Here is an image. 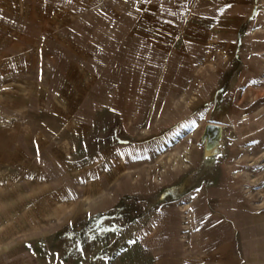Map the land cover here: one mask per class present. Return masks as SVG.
Returning <instances> with one entry per match:
<instances>
[{
	"label": "rangeland",
	"instance_id": "obj_1",
	"mask_svg": "<svg viewBox=\"0 0 264 264\" xmlns=\"http://www.w3.org/2000/svg\"><path fill=\"white\" fill-rule=\"evenodd\" d=\"M233 5L242 13L225 68L213 60L203 66L190 58L191 45H177L181 34L188 43L198 39ZM97 95L104 102L95 108ZM0 131L18 136L12 145L28 148L35 160L34 141L27 140L37 139L35 132L45 133L46 144L74 141L61 158L67 180L55 187L30 180L37 201L57 192L66 200L50 201L64 209L63 220L40 214L28 231L16 230L12 243L23 245L34 264H193L200 255L190 247L199 234L188 228L192 202L204 200L213 212L223 193L259 217L252 241L264 250V0H0ZM217 134L215 153H205ZM148 145L153 155L137 158ZM93 164L113 165L114 182L98 200L71 205L76 179L92 178ZM169 170L175 177L160 182ZM125 178L142 180L144 188L117 193ZM161 210L166 226L179 225V250L171 251L177 246L170 241V251H160L162 236L153 228L161 221L149 219ZM245 240L231 230L234 264L249 257Z\"/></svg>",
	"mask_w": 264,
	"mask_h": 264
},
{
	"label": "crops",
	"instance_id": "obj_2",
	"mask_svg": "<svg viewBox=\"0 0 264 264\" xmlns=\"http://www.w3.org/2000/svg\"><path fill=\"white\" fill-rule=\"evenodd\" d=\"M222 12H224V15L227 14V16H223L224 18L222 17L221 19L217 20L214 25H210L209 27H207L203 32L204 35H200L199 32L197 35L198 39L194 38L193 41L188 43L187 41H184L182 39V34L178 39L177 45H191L190 47L193 54H190V58L194 61L196 60L195 62H197V59L201 60L203 66L205 61L213 60L215 61V63H217L216 68H220L222 66H224L222 68H225L226 64L231 58L230 50L232 49V31L235 29L239 14L242 13V8L237 5L229 7L227 6L225 10H222ZM194 14L195 12H193V16ZM194 20L195 16L193 18V21ZM195 22L196 21L193 22V27L199 28L200 25H196ZM212 28L214 29L211 30ZM201 36L202 38L200 39ZM204 45H211V47L206 48ZM211 51L216 52L214 58H212ZM194 53H196L197 55H194ZM173 58L175 60V57ZM214 65H211L212 70L215 69ZM210 76V78L213 77V75L211 74ZM166 87L167 86L164 87L162 92L167 90ZM158 89L159 93H161L160 86ZM172 92H174L173 89ZM20 101L21 100L18 99L14 106H16ZM102 102L104 101H100L97 95L91 103L95 108H97ZM51 109L52 111H54L53 108ZM54 112L56 113L57 111ZM56 114H58L60 118H64L65 120L72 117L68 114ZM34 134H38L37 139L31 138L27 140L34 141L33 150L35 152H38V158L36 160L32 159L33 156L29 153L28 148H24L23 145H21L23 148H19V146L16 148L12 145V142L16 141L18 139V136H13V133L9 134L0 131V173L2 174L0 178V189L2 188L0 191V252L2 254L6 253L0 257V264H23L24 261H27L24 264H34L33 260L25 258L27 251L23 245L12 243V240L16 234V230L21 226L24 227V229L26 228L28 231L31 224L33 223V219H35L36 216L40 214H59L57 216L58 220H63L66 217L61 216L64 209H62L61 207L58 209H53L50 202L52 201V198H56V203L59 204L62 202L66 203V200L61 201L62 196H60L57 192L49 198L43 195L44 197L40 198L37 201L38 197L36 195V191L39 188H37L34 182H31L30 180L37 179L39 181H44L46 185H51L53 187H55L61 181L63 182L67 180L65 179L63 173L60 171L62 166L61 158L64 154H67L68 149L71 151L74 150V141L72 140L71 143H69V141L63 139L59 140L63 141V144L61 145H54L53 143L46 144L44 139V132H35ZM17 141L19 142L20 140ZM152 148V145H148L144 151L138 152V154L136 155L137 158H142L147 153L153 155ZM44 154L53 156L54 162H51L49 160L47 161ZM193 156L194 154L193 152H191L190 157ZM125 157H132L131 153L128 156L125 155ZM93 165L95 166V173H93L94 175L92 178L81 176L79 180L76 179L78 181L77 186H80V188H78V190H76L77 192L75 191V193L70 192V194L72 195L71 198H75V200L70 203L71 205L75 206L77 205V203H79V201L91 203L92 201L98 200L99 197H101V194H103L114 182L115 168L113 167V165H107L104 167L98 166L97 164ZM17 167L20 168L18 169V173L20 175H14L13 173V169ZM37 167L39 169H36ZM35 170L39 171V173H34ZM103 171H105L106 173L102 176L100 175V173H102ZM169 173V175L171 176L166 177L165 173L163 175V178L160 179V182L172 180L173 177H175L174 172L169 170ZM225 178L222 181L224 184L226 183V180L228 181V178ZM73 179L75 180V178ZM77 181H74L73 183H76ZM222 182L221 184H223ZM5 188L6 190L2 191ZM143 188L144 185L142 180L138 179L137 181L135 180V182H132L130 181V178H125L122 181L121 186L118 188L117 193H123L126 190H141ZM43 191H46V193L48 192L47 190H42V192ZM24 192L27 193V198L21 196V193ZM224 194L225 193L220 196L219 205L215 207L216 210L213 212H211L209 208L206 209V203L204 200L192 202L193 207L191 211L195 215V219H192L190 216L191 219L189 221L188 228H198L199 234L198 237H194L195 242L193 243V245L190 244V247L195 253L200 255L199 261L197 260L193 264H234L235 262H237V258L235 259L231 251L232 244H230L229 242L231 230L232 232L238 230L242 237H246V243L244 245L246 247L245 251L249 257L246 259V262L244 264H255L257 263L256 260H259V258H264V250L255 248L254 242L252 241V234L254 231H256V227L251 224L253 219L258 220L259 217L253 214L250 209H246L244 203L237 200L235 195H230L232 198H229L226 194ZM108 201V199H104L100 204H104ZM35 203H37L36 207H34ZM89 208L93 210L94 208H97V204H93V206H90ZM181 209L182 208L178 209L179 216L175 213L178 218L180 217V215H182V211H180ZM219 213L223 214L222 217ZM166 214L167 213H164L163 210H161L160 212L155 214L156 218L153 215L154 217L149 219L150 222L161 221L159 224H156V227L154 226L153 229L159 230V234L160 236H162L159 245L160 251H162L163 253L170 250L172 251V249L173 251H176L174 249L179 250L181 246L179 240H177L176 242V239L174 238V236H178L179 225L178 223H175L176 227L173 229V224L171 222L172 219H170L171 228L166 226V224H164L163 222L165 221L166 223L169 220L168 217H166ZM29 221H31L32 223L30 224ZM139 221H141V216L139 218ZM146 221H148L147 218H145V222ZM100 222L101 221L99 219L98 223ZM145 226H147V222L145 223ZM260 226L258 225L260 229L264 228V223H262ZM100 227L104 229L103 226ZM142 230L143 226L142 224H140L139 231L141 232ZM172 230L176 231L173 232ZM107 232V229L105 232H103L104 236L106 237L108 236ZM101 239H97V246H102L105 243L104 238ZM170 241L175 242L174 245H176L177 248H172V245H170V250L167 249L169 248ZM43 253L48 255L49 263H51V249L47 246H44Z\"/></svg>",
	"mask_w": 264,
	"mask_h": 264
},
{
	"label": "water",
	"instance_id": "obj_3",
	"mask_svg": "<svg viewBox=\"0 0 264 264\" xmlns=\"http://www.w3.org/2000/svg\"><path fill=\"white\" fill-rule=\"evenodd\" d=\"M208 128L215 129V130L219 129V127L215 124H209ZM218 138H219V135L217 134L215 137V142L218 140ZM215 146H216V144H215ZM215 146H214V148H215ZM204 151H205V153L211 152L210 150H208L207 146L204 147ZM212 151H214V149Z\"/></svg>",
	"mask_w": 264,
	"mask_h": 264
},
{
	"label": "flooded vegetation",
	"instance_id": "obj_4",
	"mask_svg": "<svg viewBox=\"0 0 264 264\" xmlns=\"http://www.w3.org/2000/svg\"><path fill=\"white\" fill-rule=\"evenodd\" d=\"M214 146H215V139H214L213 146L212 147L208 146L207 148H208V150L212 151L214 149Z\"/></svg>",
	"mask_w": 264,
	"mask_h": 264
},
{
	"label": "bare ground",
	"instance_id": "obj_5",
	"mask_svg": "<svg viewBox=\"0 0 264 264\" xmlns=\"http://www.w3.org/2000/svg\"><path fill=\"white\" fill-rule=\"evenodd\" d=\"M205 71H208L207 69H205ZM213 153H215V151H212ZM171 175L166 174V177H170Z\"/></svg>",
	"mask_w": 264,
	"mask_h": 264
}]
</instances>
